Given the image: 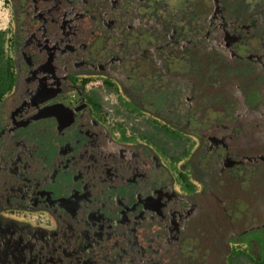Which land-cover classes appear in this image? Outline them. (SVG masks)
Returning a JSON list of instances; mask_svg holds the SVG:
<instances>
[{"label":"flooded vegetation","instance_id":"af4514ba","mask_svg":"<svg viewBox=\"0 0 264 264\" xmlns=\"http://www.w3.org/2000/svg\"><path fill=\"white\" fill-rule=\"evenodd\" d=\"M9 1L0 264H264V0ZM96 75L195 136L192 159L174 174L152 136L117 138Z\"/></svg>","mask_w":264,"mask_h":264},{"label":"rangeland","instance_id":"374dc122","mask_svg":"<svg viewBox=\"0 0 264 264\" xmlns=\"http://www.w3.org/2000/svg\"><path fill=\"white\" fill-rule=\"evenodd\" d=\"M250 1L252 0H248L247 3ZM12 13V1L0 0L1 31L5 30L11 32L13 29ZM105 79H110V81H105ZM92 82L93 83L87 85L86 89L96 92L102 103L100 111L102 122L113 131L117 138L147 142V138L151 139L150 136H152L160 143L162 146L161 148L165 152V155L161 158L162 162L164 165H168L169 167L172 166L171 171L174 174H176L175 172L179 171V169H182V164L184 165L185 162H189L192 159L193 154L199 147V140L195 136L183 134L180 137H175L169 129V127L173 128V125L165 121L164 118L153 114H147L146 111L129 104L128 101L131 100V98L123 89L121 82L116 78L112 79L105 77V75H96L92 77ZM155 118H158L159 125L155 124L153 121L156 120ZM262 124L264 125V123ZM262 140L264 141V139ZM191 145L192 148L189 150ZM191 150V155L188 156ZM179 185H175L177 191L180 190ZM259 200H261V198L257 195L256 199L253 198V202L247 201L249 204L247 209L245 208L244 202L239 201L236 203L235 201V204L239 207L236 211L241 212L245 210L247 214L249 213V209L252 207L256 208L254 202L258 203L257 201ZM230 215L236 216L235 211H232ZM238 215L240 216V213H238ZM20 216L19 220L30 224L33 228H46L48 225L46 217L38 212L26 211L24 213L22 212ZM240 262L241 264H253L250 260L249 253L243 255Z\"/></svg>","mask_w":264,"mask_h":264},{"label":"trees","instance_id":"16d2710c","mask_svg":"<svg viewBox=\"0 0 264 264\" xmlns=\"http://www.w3.org/2000/svg\"><path fill=\"white\" fill-rule=\"evenodd\" d=\"M6 32L0 31V99L8 92L13 83V74L10 72V60L4 56V43ZM153 141L152 139H147Z\"/></svg>","mask_w":264,"mask_h":264}]
</instances>
